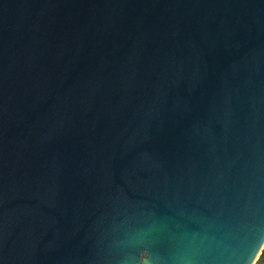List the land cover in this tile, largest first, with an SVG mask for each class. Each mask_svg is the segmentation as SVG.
Returning <instances> with one entry per match:
<instances>
[{"label": "water", "instance_id": "95a60500", "mask_svg": "<svg viewBox=\"0 0 264 264\" xmlns=\"http://www.w3.org/2000/svg\"><path fill=\"white\" fill-rule=\"evenodd\" d=\"M264 0H0V264H254Z\"/></svg>", "mask_w": 264, "mask_h": 264}, {"label": "rangeland", "instance_id": "374dc122", "mask_svg": "<svg viewBox=\"0 0 264 264\" xmlns=\"http://www.w3.org/2000/svg\"><path fill=\"white\" fill-rule=\"evenodd\" d=\"M261 255H262V253L258 256V258L254 264H264V257H262Z\"/></svg>", "mask_w": 264, "mask_h": 264}, {"label": "trees", "instance_id": "16d2710c", "mask_svg": "<svg viewBox=\"0 0 264 264\" xmlns=\"http://www.w3.org/2000/svg\"><path fill=\"white\" fill-rule=\"evenodd\" d=\"M261 256L264 257V249H263V252H262V255Z\"/></svg>", "mask_w": 264, "mask_h": 264}]
</instances>
